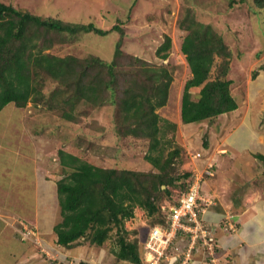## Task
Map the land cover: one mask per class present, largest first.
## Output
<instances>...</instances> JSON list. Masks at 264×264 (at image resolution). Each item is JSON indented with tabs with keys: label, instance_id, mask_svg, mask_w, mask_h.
<instances>
[{
	"label": "rangeland",
	"instance_id": "rangeland-1",
	"mask_svg": "<svg viewBox=\"0 0 264 264\" xmlns=\"http://www.w3.org/2000/svg\"><path fill=\"white\" fill-rule=\"evenodd\" d=\"M0 2L11 4L16 9L28 11L39 17H54L71 24L92 23L103 30L111 29L120 23L119 21L121 24L124 23L123 51L145 61L150 66L145 68L164 67L171 73L168 101L156 112L162 118L177 123L174 143L180 146L183 152L181 161L176 162V172L189 169L198 178L203 175L202 184L209 178L215 182L216 189L221 186L218 190L221 192L219 197L225 201V205L230 206L229 199H233L239 202L241 209L244 208L242 210L235 208L236 212L226 208L219 224L208 223L204 214L199 215L201 223L208 224L207 231L211 229L215 232V237L221 234L217 230L225 231L230 237L237 233L239 235L240 231L243 233L246 227L243 222H238L239 226L236 228L234 221L240 220L242 215V219L246 218L245 211L248 212V217L254 212L257 216L252 222L257 221V227H260L258 229L260 233L253 231L254 237L257 236L255 233L264 237V163L254 158L256 154L264 155V8H257L253 0H241L242 3L238 2L233 6L229 4L230 0H0ZM190 8L194 9L191 12L198 22L211 24L222 35L233 57L228 75L233 81L230 93L240 109L219 117L213 123L204 121L184 125L179 120L183 84L190 77V72L180 51L186 31L181 30L178 23L185 10ZM165 36L170 37L171 48L167 52L168 57L163 60L157 56L156 51L164 42ZM118 38L117 32L105 36L94 33L80 34L75 43L55 45L47 52L56 56L72 55L82 59L94 55L111 61ZM59 88L61 87L53 79L44 77L41 96H37L35 102H29L24 109L6 107L0 113V131L6 128L5 131H8L6 136L15 139L14 152L19 153L17 161L14 158V214H26L40 201V195L37 197L34 193L32 173L35 180L41 178L56 191V182L68 172L59 168L58 151L73 154L93 165L105 168L118 167L136 171L150 169L142 160L145 146L139 143L129 146L127 140L114 139L111 127L117 118L113 116V106L105 105L92 109L86 105H79L74 115L81 123L69 122L62 117L64 106L57 105L58 100L54 93ZM197 92L192 90L193 97H197ZM10 121L13 124L12 132L8 127ZM86 123L91 125L93 132L91 130L88 133ZM161 126L164 125L161 123ZM88 134L90 140L87 143ZM80 135L85 138H81ZM167 137L170 138L171 134ZM203 143H207L206 148L203 147ZM118 146L119 151L116 150ZM27 153H30V157ZM116 156L117 158L120 156L121 162H116ZM209 165L212 166V177L205 175ZM201 190L203 191V188ZM173 192L176 195L173 194L161 203L164 214L169 213L170 208L176 205L179 193L175 189ZM52 197L53 208L55 206L53 214L57 218L58 203L54 193ZM232 213L238 215V218L231 217ZM135 214L143 221L138 227L140 232L138 247L143 251L142 238L144 234L147 237L151 229L150 222L142 210L135 209ZM52 218L54 217L49 216L48 219ZM132 220L125 223L129 231L137 229H131ZM32 226L21 217L16 218L14 222V233L18 236L16 239L32 245L38 255L53 261L54 264H77V259L72 261L63 258L54 246L56 242L48 244L50 242H45L44 237H41L43 234L40 229ZM229 226H232L231 230L227 229ZM54 236L51 235L49 238ZM113 243L114 240L110 239L100 247L105 251L102 253L103 262L99 264L116 263L114 253L117 248ZM14 249L18 248L14 246ZM199 249H202L201 246L193 251L192 257L196 251L195 254L199 253ZM94 258L92 261L97 259L96 255ZM263 259L264 254L253 255L251 263L246 264H264ZM230 260L231 258L228 264H235L229 263Z\"/></svg>",
	"mask_w": 264,
	"mask_h": 264
},
{
	"label": "trees",
	"instance_id": "trees-1",
	"mask_svg": "<svg viewBox=\"0 0 264 264\" xmlns=\"http://www.w3.org/2000/svg\"><path fill=\"white\" fill-rule=\"evenodd\" d=\"M240 1L230 0L229 4L233 6ZM253 1L257 8H264V0ZM191 10L194 11L185 10L178 23L186 31L180 51L190 72L180 102L179 120L184 125L213 123L239 108L230 93L231 50L222 35L211 24L198 22ZM119 22L103 30L92 23L71 24L54 17H39L0 2V112L7 106L24 109L29 102H35L41 96L44 77L61 87L54 94L57 105L65 107H61L62 117L69 122L81 123L74 115L79 105L92 109L113 106V116L117 118L111 127L114 139L127 140L129 146L138 143L145 146L142 160L150 169L105 168L58 151L59 168L68 172L56 182L58 215L53 234L56 244L64 248L81 239L98 247L113 239L117 248L115 264H143V251L138 247L140 232L129 231L126 221L135 218V209H140L151 228L165 223L167 213L162 211V201L176 195L173 189L179 193L178 201L188 190L194 172L189 169L176 172V162L181 161L183 152L174 143L177 123L156 112L168 101L171 73L164 67L145 68L149 66L145 61L124 52V23ZM111 32L119 35L111 61L94 55L82 59L47 52L55 45L75 43L80 34L105 36ZM170 48L171 39L165 36L157 56L165 60ZM192 90L198 91L196 98ZM85 128L88 133L93 132L90 124L86 123ZM86 140L88 143L89 134ZM120 156H116L117 163L122 160ZM254 158L264 163V155L256 154ZM142 239L145 243V234ZM202 252L208 264H215L207 251ZM219 253L216 243L217 264H221Z\"/></svg>",
	"mask_w": 264,
	"mask_h": 264
},
{
	"label": "crops",
	"instance_id": "crops-1",
	"mask_svg": "<svg viewBox=\"0 0 264 264\" xmlns=\"http://www.w3.org/2000/svg\"><path fill=\"white\" fill-rule=\"evenodd\" d=\"M7 107L12 108V106ZM238 109H240V107ZM9 124L8 127L11 128L12 132V121H10ZM5 129L6 128L0 131V264H49L53 261H48L42 255H38L32 245L22 243L16 239L18 236L14 233V222L16 221V218L21 217L27 221L29 225H34L36 228L40 229L39 231L43 234L41 237H44L45 242H50L48 244H51L56 240L53 234V225L56 216L53 214L55 213V206L53 208L52 193H54L55 199H57V194L52 185L44 183L39 177L35 180L32 173L33 184L35 183V185H33L34 193L37 197L38 194L40 195V201L33 205L30 212L21 215L14 214V158L17 161L19 153L16 151L14 152L15 139L6 136L8 135V131L6 132ZM11 142H13V145H11ZM27 156L30 157V153H27ZM214 183L215 182L211 181L209 178L206 179L204 184H202L203 191L201 190V194L203 197L212 198L213 200V204L209 205L204 213L206 222L219 224L222 220L221 215H223L222 213H224V211L230 208L233 212H236L235 208H240V204L236 200L229 199L230 206L227 204L225 205V201L219 197L221 192L218 190L221 189V186L218 187L219 189H216ZM242 209L240 208V210ZM231 215V217L235 216L238 218V215L235 213H232ZM244 215L246 218L244 217L242 219V215L240 220L234 221V224L236 223V228L239 226L238 222H243L246 226L243 233L242 231L239 232L240 237L238 233L234 236L231 235L228 237L229 235L223 230H220L219 232L221 234L216 237L217 247L220 250L219 261H221V264H228V260L225 259L227 256L231 258L229 263L234 262L235 264H246L251 263L253 255L264 254V237H261L262 234L258 233L255 234L259 237H254L253 234V231H258L260 233L258 230L260 227H257V221L252 222L255 220L257 214L253 212V214L248 217V212L245 211ZM49 216H53L54 218L50 220L48 219ZM140 222L143 221H140L135 214V218L130 222L133 226L131 229L137 228L135 230H138V227L142 224ZM51 235L54 237L49 238ZM14 246L18 249H14ZM54 246L57 247L63 258L71 259L72 261H74L73 259H77V264H99L103 262L102 253H104L105 250L103 251L98 246L90 245L83 239L69 248H64L57 244ZM198 252L199 253L197 254L199 255L195 253L193 254L191 264H208L205 257L206 255L202 252V249H199ZM95 255L97 259L92 261V259H95ZM51 264H54V262ZM106 264H113V262H108ZM119 264L131 263L121 262Z\"/></svg>",
	"mask_w": 264,
	"mask_h": 264
},
{
	"label": "built area",
	"instance_id": "built-area-1",
	"mask_svg": "<svg viewBox=\"0 0 264 264\" xmlns=\"http://www.w3.org/2000/svg\"><path fill=\"white\" fill-rule=\"evenodd\" d=\"M205 175L212 177L209 165ZM203 175L194 176L188 190L178 199L177 204L166 214L163 225L153 226L143 246L142 262L145 264H191L192 252L199 246L208 252L216 264L215 232L207 231L199 215L213 204V200L201 194ZM204 227V228H203ZM232 226L227 229L231 230ZM27 236V235H26Z\"/></svg>",
	"mask_w": 264,
	"mask_h": 264
}]
</instances>
